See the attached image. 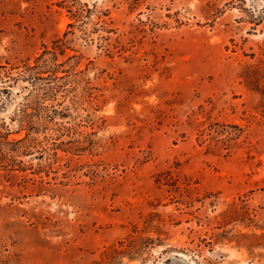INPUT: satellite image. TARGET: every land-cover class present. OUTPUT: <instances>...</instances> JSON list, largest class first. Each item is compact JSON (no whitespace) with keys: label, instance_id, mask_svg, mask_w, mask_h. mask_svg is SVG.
Returning <instances> with one entry per match:
<instances>
[{"label":"rangeland","instance_id":"rangeland-1","mask_svg":"<svg viewBox=\"0 0 264 264\" xmlns=\"http://www.w3.org/2000/svg\"><path fill=\"white\" fill-rule=\"evenodd\" d=\"M0 264H264V0H0Z\"/></svg>","mask_w":264,"mask_h":264}]
</instances>
